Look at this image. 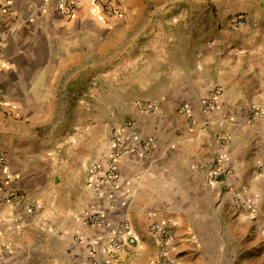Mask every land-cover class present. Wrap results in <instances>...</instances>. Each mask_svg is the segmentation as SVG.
Returning a JSON list of instances; mask_svg holds the SVG:
<instances>
[{"label": "crops", "instance_id": "1", "mask_svg": "<svg viewBox=\"0 0 264 264\" xmlns=\"http://www.w3.org/2000/svg\"><path fill=\"white\" fill-rule=\"evenodd\" d=\"M67 1L75 5L72 16L60 0L0 8V264H159L155 223L174 226L169 255L177 263L203 240L205 227L217 231L216 221H247L252 229V220L264 217V117L251 111L264 109V67L239 79L261 91L255 100L224 87L218 105L205 111L201 96L181 93L190 108L168 117L165 131L159 127L155 149L141 146L140 124L125 130L136 148L123 152L114 145L60 149L47 139L72 97L74 83L65 77L93 57V45L129 39L165 6L225 7L216 24L247 14L263 26L264 0H114L127 12L122 20L105 15L96 0ZM175 100L164 96L159 104ZM124 217L137 244L112 252ZM259 228L264 233V223Z\"/></svg>", "mask_w": 264, "mask_h": 264}, {"label": "rangeland", "instance_id": "2", "mask_svg": "<svg viewBox=\"0 0 264 264\" xmlns=\"http://www.w3.org/2000/svg\"><path fill=\"white\" fill-rule=\"evenodd\" d=\"M227 12L225 7L217 13L212 7L205 11L191 4L175 9L165 6L147 16L144 26H135L129 39L113 42L111 47L93 45V57L65 77L87 89L76 90L71 99L64 100L62 119L47 139L48 146L134 149L125 130L137 131L140 124L144 126L139 133L141 146L155 149L159 127L164 129L168 117L190 108V100L180 97L181 93L189 94L187 98L197 93L203 103L217 87L222 94L224 87H230L247 100L260 97L261 91L239 79L249 80L251 69L264 67V25H256L247 14L231 15L223 25L214 22ZM240 17L246 18L245 26L233 29L227 25ZM191 34L193 41H189ZM186 66L192 82L186 78ZM169 95L176 97L175 102L160 105ZM148 104H154V109L146 108ZM252 221V229L247 228V221L231 218L216 221L215 232L205 227L203 240L190 246L187 258L176 256L177 263L264 264V233L259 228L264 217ZM215 223L211 219V225Z\"/></svg>", "mask_w": 264, "mask_h": 264}, {"label": "built area", "instance_id": "3", "mask_svg": "<svg viewBox=\"0 0 264 264\" xmlns=\"http://www.w3.org/2000/svg\"><path fill=\"white\" fill-rule=\"evenodd\" d=\"M14 0H0V8L9 10L13 4ZM96 3L100 6L103 13L108 17L115 19H125L127 16L126 10L114 0H96ZM60 4L67 11V13L72 16L75 13V5L69 3L67 0H60ZM247 20L244 17L232 19L229 26L236 29L241 26H245ZM4 43L2 40V35L0 34V50L3 49ZM222 95V89L220 87L214 88L211 93L205 99L203 105L205 111H210L214 109ZM146 108L151 110L154 109V104L146 105ZM186 109H183V112ZM251 111L260 117H264V109L260 107H252ZM125 149H119V152H123ZM4 163V158L0 157V164ZM93 221H101L100 216H93ZM175 228L169 223H155L151 226V234L154 235L158 240L159 252V264H177L173 261L169 255V244L174 235ZM137 244V238L134 235L132 225L127 217H124L118 227L113 232L110 239V251L121 252L124 251L129 246H135Z\"/></svg>", "mask_w": 264, "mask_h": 264}, {"label": "trees", "instance_id": "4", "mask_svg": "<svg viewBox=\"0 0 264 264\" xmlns=\"http://www.w3.org/2000/svg\"><path fill=\"white\" fill-rule=\"evenodd\" d=\"M74 86H73V90L70 91V93H74L76 90H78L79 92H84L86 89L85 87H83L82 84L78 83V82H73Z\"/></svg>", "mask_w": 264, "mask_h": 264}]
</instances>
